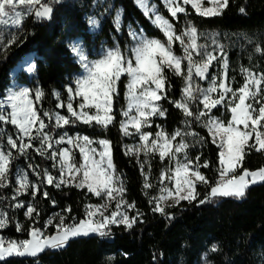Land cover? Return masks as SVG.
<instances>
[{
  "label": "snow or ice",
  "instance_id": "1",
  "mask_svg": "<svg viewBox=\"0 0 264 264\" xmlns=\"http://www.w3.org/2000/svg\"><path fill=\"white\" fill-rule=\"evenodd\" d=\"M58 2L59 0H47L46 3L41 0H0V42L7 39V44L0 43V47L7 48L15 43L16 36L12 29H19L27 16L33 15L37 20L50 19L53 12L51 5ZM136 3L165 39L149 37L143 30H130L129 35L135 41L130 49L121 50L119 45L102 49L96 59H89L79 43L70 42L69 47L78 58L83 74L75 78L74 87L66 88L68 115L37 109L36 105L44 96L39 88L34 93L27 87L16 91L9 88L6 95L0 96V125L10 124L15 129V136L6 135V148L0 149V188L8 187L9 173L15 159L13 153L26 156L30 149H34L37 155L45 156L47 153V158L56 162L53 167L58 165L59 176L52 175L47 169L36 171L33 165H29L36 172L40 184L32 183L27 176L19 175L13 199L24 193L35 198L42 191L40 185L47 183L56 188H86L89 193L101 197L106 203L116 200V210L109 216L102 210L105 209L104 204H89L85 206V218L77 221L75 217H71V224L65 222L63 215L57 214L59 224L52 235H45L41 228L35 226L25 229L17 222V232L26 231L28 238L6 240L0 236V260L13 256L35 257L47 248H63L70 239L78 236L90 233L109 235L110 225L123 224L126 228H131L136 223L141 215L139 212L137 216L130 217L126 210H122L132 209L135 205L123 200L125 188L113 163L111 142L105 138L94 140L87 135L77 134L73 137L67 132L57 133L59 138L54 139L49 124L44 119L54 121L52 129H62L77 122L103 129L115 125L117 118L114 97L119 95V83L124 76L127 77L124 93L126 107L121 109L124 119L119 121V127L125 136L133 135L129 131L131 127L141 141L134 151L126 148L125 154L137 157L141 152L145 157L158 154L161 162L167 160L171 165H166L160 171V194L149 201L155 204L153 212L166 214L165 208L161 206L162 201L171 200V206L178 205L180 201H196L199 196L198 184L210 189L204 199L199 200L200 204H204L218 197L241 199L250 185L264 182V167L257 171L243 168L245 156L251 150L264 152V72L257 73L241 67L243 83L233 88L228 80L227 52L216 38L219 34H212L213 48L209 51L206 44L198 43L209 34L201 33L190 20L178 32L155 5L150 6V0H136ZM209 3L211 7H204L202 0H163L165 9L173 19L178 18V13L187 15L185 5L189 4L199 16H219L227 7L228 0H209ZM37 4L40 5L39 8L35 7ZM239 11L243 14L245 8L241 7ZM88 19L91 25L98 24L94 16ZM120 20L121 13L118 11L114 19L118 28ZM176 42H179L183 55H177L173 50ZM254 50L264 54V46L256 45ZM185 60L186 71L182 68ZM214 62H218L221 69L215 74L210 73ZM34 70L35 66L32 64L26 68L29 73ZM167 72L182 79L179 99L168 95L171 85L168 84ZM197 78L207 80V87H201L196 82ZM54 95L57 100L61 99L60 93L54 92ZM76 98H81L77 105L79 110L73 106ZM163 100H168L169 104L182 112L185 117L184 131L177 128L172 134H168L161 128L154 135L144 131V128L151 127L152 117L166 116L167 110L160 103ZM217 106L223 107L230 114L227 120L212 114ZM56 107L63 108L65 104L57 103ZM193 122L207 129L211 143L218 148L217 171L220 179L214 185L200 171L201 168L210 167V161L203 160L201 163V156L198 155L193 160L187 154V149L191 146L186 141L187 136L195 137L201 145L208 142L205 137L187 130ZM37 143L38 147L35 146ZM53 144H66L68 147H60L49 153ZM94 144L99 147H93ZM72 149L79 150L80 161L76 160ZM145 163L146 161L141 163L142 169ZM238 169L242 171L238 172ZM143 187H154L147 175H144ZM43 196L50 198L47 191H43ZM14 207L26 209L24 214L28 219H32L33 215L39 216L32 202H17ZM64 211L71 212V209L66 208ZM9 222L10 217L0 211V229L6 228ZM51 223L49 220L48 224ZM217 250L216 245L210 249L212 252Z\"/></svg>",
  "mask_w": 264,
  "mask_h": 264
},
{
  "label": "trees",
  "instance_id": "2",
  "mask_svg": "<svg viewBox=\"0 0 264 264\" xmlns=\"http://www.w3.org/2000/svg\"><path fill=\"white\" fill-rule=\"evenodd\" d=\"M47 0H43L46 3ZM91 0H59L51 7L53 12L50 19L37 20L26 17L21 26V34L17 41L0 56V96L9 83L10 68L23 56L35 54V81L44 96L36 105L43 111L59 112L68 115L67 108H57L58 103L54 92L60 93L62 103L67 101V86H73L72 76L80 71V65L75 60L68 46V41L80 37L91 56V46L100 41L113 44L115 36L121 50L127 48L129 36L127 25L138 26L150 37L164 40L163 34L153 26L150 20L137 7L133 0H114L122 7V23L117 33L113 23V13L106 15L101 22L99 31L92 35L86 20ZM166 18L177 28L183 29L187 21H191L201 33L219 34L216 38L223 44L229 60V75H235L241 67L249 68L254 72H264V54L256 52L255 46H264V0H228L227 7L222 14L214 17H202L196 14L190 5H185L187 15L177 14L173 19L165 9L161 0H151ZM245 8V13L239 9ZM173 50L183 55L177 46ZM186 60L182 68L186 71ZM168 90L170 98L179 99L183 87L181 77L167 72ZM127 77L121 78L119 95L114 97L115 125L106 129L98 126H88L77 122L75 125H66L62 129H52L51 135L57 138V133L67 132L84 134L90 138H105L111 142L113 163L117 174L122 177L125 191L123 196L127 203L134 204L133 215L137 216L136 223L131 228L124 225L110 226L108 238L90 233L87 236H78L70 239L63 248H47L37 256H13L0 260V264H197L202 253H205L209 264H264V182L250 185L241 199L233 197H218L210 202L200 204L205 194L210 191L203 184L197 185L199 196L196 201H180L176 206L166 204V214L153 212L152 197L159 194V180L164 162L158 154L147 157L143 169L142 161L135 156L125 154L126 138L122 134L119 121L123 118L121 109L125 107L124 93ZM30 85L31 82H28ZM167 110L166 116L156 119L161 128L172 134L177 128L185 130V117L179 109L169 104L168 100L160 102ZM195 107V105L193 106ZM202 108V105H200ZM43 118V112L41 111ZM213 115L223 120L229 118L228 113L221 106L213 109ZM3 131L15 136L13 126L0 125ZM190 132L205 137L207 143L201 145L193 136H187L186 141L191 145L187 149L189 158L195 160L201 156L210 161V167L201 168L209 182L213 184L218 164V148L211 143L207 129L193 122L187 128ZM179 138V137H178ZM177 138V139H178ZM35 146H39L38 143ZM75 158L79 161L78 152L73 149ZM15 159L9 173L8 187L0 188V208L10 217L8 226L0 229V234L9 239H26L27 232H17L16 223L19 222L25 229L32 226L42 228L45 219L54 211L59 210L70 223L85 218V206L96 205L101 202L86 188L62 186L56 188L44 183L40 185L42 191L35 198L31 195L22 196L23 202H32L39 212L32 219L25 217V209L14 207L13 199L15 172L18 167L26 171L32 183L40 184L36 171L47 169L52 175L58 176V168H54L52 161L45 156L37 155L30 149L26 156L13 153ZM264 167V152L251 150L244 159L243 168L250 171ZM242 169H238V172ZM144 175L154 187L145 189ZM43 191L49 193L50 198L43 196ZM52 201H55L53 203ZM70 208L71 212L64 211ZM213 245L218 250L210 251Z\"/></svg>",
  "mask_w": 264,
  "mask_h": 264
},
{
  "label": "rangeland",
  "instance_id": "3",
  "mask_svg": "<svg viewBox=\"0 0 264 264\" xmlns=\"http://www.w3.org/2000/svg\"><path fill=\"white\" fill-rule=\"evenodd\" d=\"M133 1L137 5L136 0H133ZM161 1L163 3V0H161ZM41 2L43 3V0H41ZM202 3H203V6L204 7H211L212 6L209 3V0H202ZM151 5H155V4L152 3L151 0H150V6ZM35 7L36 8H39L40 5L37 4V5H35ZM137 7L141 10V8L138 5H137ZM106 9H108L109 11H106ZM118 11L121 13V20H120L119 28L114 23V19H115L116 15H117V12ZM110 12L113 13L112 23H113V25H114L117 33H119L120 32V26H121V23H122V7L120 5H118V4H115L114 0H98V2H97V0H91V2L89 4V10L86 13L85 17H86V20H87V24H88V27H89V31L92 32V35H95L99 31L100 26H101L102 19L106 15H108ZM93 16L98 21V24L96 26H93V25H91L89 23V19L88 18L89 17H93ZM27 17H34V16L33 15H29ZM130 30L139 32L142 29L139 28L138 26H131L129 24L127 25V32H128V36H129V43L127 45V48L128 49H130L133 46V44L135 43V41L129 35V31ZM20 31H21V27L19 29H12V32L16 36L15 42L17 41L19 35L21 34ZM212 38H213V36H211V35H208L207 37H202L198 41V43H200V44H206L208 46V50L211 51L212 48H213ZM112 41H113V44H109V43H107L106 41H103V40L100 41V42H98V43L93 44L91 46V51H90L92 53L91 56L88 55V50L86 49V47H85V45L82 42V40H81L80 37H75V38L70 39L68 41V46H69V43L70 42H77V43H79L80 47L83 49L85 55H87L89 57V59H96V58H98V56H99V54H100V52H101L102 49L112 48V47L118 45L117 39H116L115 36L112 37ZM0 43L7 44V39L5 38ZM12 45H14V43L11 44L10 46H8L7 48L0 47V56L5 51H7ZM175 45L177 46V49H179V51L183 54L182 49H181V47L179 45V42H176ZM69 49H70V47H69ZM71 53L74 56V54H73L72 51H71ZM74 58H75L76 61L78 60V58L76 56H74ZM196 59H199V57H196ZM186 63H187V61H186ZM29 64H32V65L35 66V54L34 53L26 54L25 56H23L20 60H18L10 68V70H9V83H8V85H7V87H6L5 91H4V95L7 94V91H8L9 88H12L13 91H16V90H19L22 87H27V88L31 89L33 91V93H34V91L37 88H39L38 85H37V83H36V81H35V70L32 73H29V72L26 71V68L28 67ZM220 71H221V69H220L219 63L218 62H214L213 63V66L210 68V73L215 74V73H218ZM82 74H83V69L81 68V65H80V71L77 74H74L72 76V79H71L72 82H73V87H74V80H75V78L78 77V76H80V75H82ZM228 80L232 84V87L233 88L239 87L243 83V77H242V74H241L240 70L235 75L234 74L233 75H229L228 74ZM28 82H31V84L29 85ZM196 82L199 83L201 85V87H207V85H208V81L207 80H199L197 78ZM55 92H57V91H55ZM80 102H81V98H76L75 100H73V106H74V108H77V105ZM58 103H62V102L60 100H58ZM66 103H67V101L64 103L65 104V107H66ZM125 107H126V103H125ZM77 110H79V109L77 108ZM158 118H161V117L160 116H154V117H152L151 118V127L144 128V131L151 132L153 135L157 131H159L161 129V126L156 121V119H158ZM122 119H124V118H122ZM157 126H160V127L158 128ZM129 131L132 132L133 135H129V136H125L124 135V137L126 138V141H125V144H124V149H125V151H126V148L131 149L132 151H134L135 148H136V146H138V145L141 144V141L139 140V135L135 134V130L134 129H132L130 127L129 128ZM61 134H63V133H61ZM6 135H12V134H10V132L3 131V129L0 127V149H5L6 148ZM68 135L74 137V136L77 135V133H74L72 135L68 134ZM79 135H84V134H79ZM58 138L59 137L54 138V139H58ZM96 139H99V138H95L94 140H96ZM178 141H179V138L177 139V142ZM60 147H68V145H66V144H64V145H56V144H53V148L52 149H49V153L51 151H53V150H56V149L60 148ZM93 147H99V146L97 144H94ZM75 150L78 152V155H79V150L78 149H75ZM130 155H133V154H130ZM182 155L183 154H181V157H182ZM133 156H135L137 159L141 160L142 162H145L146 159H147V157L144 156L143 152H141L139 154V157H137L136 155H133ZM79 161H80V155H79ZM166 165L169 166V167L171 166V165L168 164V161L167 160H165L164 167ZM57 168H58V165H57ZM58 172H59V168H58ZM19 175L27 176L26 171L23 168H20V167L17 168V170L15 172V180H14V188H13L14 191H15L16 187L18 186L17 183H16V180H17V177ZM58 176H59V174H58ZM28 179H29V177H28ZM165 183L167 184L168 181H165ZM159 194H158V196H159ZM24 195L29 196L30 194L29 193H24V194L16 197L15 198V204L17 202H23L24 200H21L19 198L22 197V196H24ZM14 196H15V194H14ZM100 199H101V197H100ZM123 200L126 201L125 198H124V196H123ZM116 202H117L116 200H112L110 203H106V201L104 199H101V202L98 203V204H96V205L104 204L105 205V209H102V210L105 211V215H109L110 216L111 212L116 210ZM24 203H28V202H24ZM172 203L173 202L171 200L162 201L161 202V206L163 207L166 204H172ZM122 210H126L127 211V214L130 217H135V215H133V210L132 209H123L122 208ZM0 211H2L1 208H0ZM25 211H26V209H25ZM57 214L63 215L65 217V222H66V216L62 212H60L59 210H56V211L52 212L45 219L44 224H43V227L41 228L43 230V232H44L45 235L55 234L57 225L59 224V219H58V215ZM97 219H99V217H97ZM49 220L52 221L51 224H48V221ZM71 223H73V221L70 222V223H68V224H71ZM117 225H123V224H114V225H110V226H117ZM0 236L4 237L6 240L9 239L8 237L3 236L2 234H0ZM197 264H209V261H208L207 256H206L205 253H202L201 254L200 258L197 261Z\"/></svg>",
  "mask_w": 264,
  "mask_h": 264
},
{
  "label": "built area",
  "instance_id": "4",
  "mask_svg": "<svg viewBox=\"0 0 264 264\" xmlns=\"http://www.w3.org/2000/svg\"><path fill=\"white\" fill-rule=\"evenodd\" d=\"M220 179V177H219V174H218V171H217V173H216V175H215V178H214V181H213V185L215 184V181H217V180H219ZM101 238H108V235H106V236H101Z\"/></svg>",
  "mask_w": 264,
  "mask_h": 264
},
{
  "label": "crops",
  "instance_id": "5",
  "mask_svg": "<svg viewBox=\"0 0 264 264\" xmlns=\"http://www.w3.org/2000/svg\"><path fill=\"white\" fill-rule=\"evenodd\" d=\"M259 170V169H258ZM254 171H257V170H254Z\"/></svg>",
  "mask_w": 264,
  "mask_h": 264
}]
</instances>
